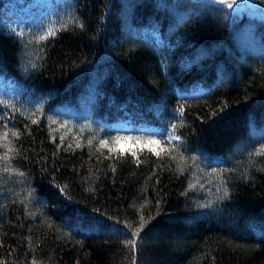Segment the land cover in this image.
I'll use <instances>...</instances> for the list:
<instances>
[{
  "label": "trees",
  "instance_id": "obj_1",
  "mask_svg": "<svg viewBox=\"0 0 264 264\" xmlns=\"http://www.w3.org/2000/svg\"><path fill=\"white\" fill-rule=\"evenodd\" d=\"M8 1L0 264H264V15L64 0L20 35Z\"/></svg>",
  "mask_w": 264,
  "mask_h": 264
},
{
  "label": "rangeland",
  "instance_id": "obj_2",
  "mask_svg": "<svg viewBox=\"0 0 264 264\" xmlns=\"http://www.w3.org/2000/svg\"><path fill=\"white\" fill-rule=\"evenodd\" d=\"M58 2L59 0H9L6 4L3 21L17 34L40 35L49 26V23L47 24L45 20L59 12L56 8ZM232 5L235 8L239 7V9L250 12L251 15H264V6L255 4L254 0H235ZM2 87H8V85H3ZM116 142L117 146L122 149H135L141 145L149 147L156 152L162 141H160L158 131H151L146 136L140 134L135 136V138L122 135L116 138Z\"/></svg>",
  "mask_w": 264,
  "mask_h": 264
},
{
  "label": "snow or ice",
  "instance_id": "obj_3",
  "mask_svg": "<svg viewBox=\"0 0 264 264\" xmlns=\"http://www.w3.org/2000/svg\"><path fill=\"white\" fill-rule=\"evenodd\" d=\"M220 2L221 3H226L227 4V7H232V4L235 2V0H220ZM81 27H82V25H81ZM54 34V33H53ZM46 37H40V39L41 40H43V39H45ZM173 127H175V126H173ZM13 135H16V133H13ZM174 135V134H173ZM175 139H180L178 136L177 137H175ZM103 142V141H102ZM153 143H155V141H153ZM257 154H261V153H257ZM145 223H147L146 221H143L141 224H140V229H143V227H144V224ZM140 229H138V230H136V231H134L133 232V235L134 236H138L139 235V230ZM127 243L128 244H130L133 248H135L136 247V241L135 240H129V241H127Z\"/></svg>",
  "mask_w": 264,
  "mask_h": 264
}]
</instances>
